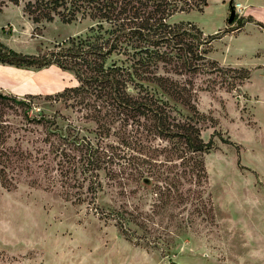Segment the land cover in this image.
I'll return each mask as SVG.
<instances>
[{"label": "rangeland", "instance_id": "obj_1", "mask_svg": "<svg viewBox=\"0 0 264 264\" xmlns=\"http://www.w3.org/2000/svg\"><path fill=\"white\" fill-rule=\"evenodd\" d=\"M19 1L0 13V42L17 53L43 56L92 24L59 18L35 24L24 11L28 0ZM207 1L202 12L179 13L171 21L191 22L206 37L220 34L209 45V59L250 72L246 81L240 79L246 73L231 72L196 81L202 137L213 140L205 155L208 182L180 188V197L159 207H153L159 191L136 183L126 190L136 196L128 202L121 188L107 186L97 199L83 196L80 202L82 190L75 187L68 199L62 183L47 189L45 167H35L21 173L16 188L7 190L0 181V264H264V0H234L245 9L233 25L230 0ZM77 85L71 71L55 65L37 70L0 64V114L15 152L47 157L59 146L78 159L71 140L97 144L87 112L59 97ZM49 128H68V140L49 136ZM117 141L111 138V145ZM121 147L113 151L143 153L139 145L136 151ZM58 175L51 172V178ZM124 209L127 218L139 220L122 223V230Z\"/></svg>", "mask_w": 264, "mask_h": 264}, {"label": "trees", "instance_id": "obj_2", "mask_svg": "<svg viewBox=\"0 0 264 264\" xmlns=\"http://www.w3.org/2000/svg\"><path fill=\"white\" fill-rule=\"evenodd\" d=\"M9 2L20 3L0 0V13ZM207 5V0H28L24 11L35 24L56 18L66 24L85 20L92 24L85 34L43 56L17 53L0 42V64L37 70L55 65L71 71L78 85L66 88L59 97L87 112L96 124L98 142L71 140L81 152L78 159L59 146H53L47 157L21 149L15 152L0 114L2 186L16 188L21 173L45 167L47 189L62 183L68 199L75 187L82 190L78 193L82 202L83 196L97 199L107 186L121 188L128 202L136 196H127V188L134 183L147 187L143 181L149 178L159 191L153 207H159L180 197L179 190L186 185L206 184L205 155L213 140L206 143L202 137L204 116L195 102L196 81L216 72L246 73L241 81L250 75L246 69L223 68L209 59V45L220 34L206 37L191 22L171 21L176 14L202 12ZM111 138L118 140L116 145H111ZM154 141L160 143L155 147ZM134 144L143 153L128 156L113 151H122L121 146L135 150ZM40 161L46 164L38 165ZM53 170L59 172L56 178H51ZM124 211L122 230L126 229L122 223L139 220L127 218L129 212Z\"/></svg>", "mask_w": 264, "mask_h": 264}, {"label": "water", "instance_id": "obj_3", "mask_svg": "<svg viewBox=\"0 0 264 264\" xmlns=\"http://www.w3.org/2000/svg\"><path fill=\"white\" fill-rule=\"evenodd\" d=\"M229 6H230V17L228 19V22L229 24H232L236 17H237V13H236V10H235V5H234V0H230L229 2ZM49 133L50 134H54V135H59V136H63L65 139L68 138L67 136V128H64L63 130H54L52 128H49ZM144 185L147 186V187H152L153 186V181L149 178H146L144 181H143Z\"/></svg>", "mask_w": 264, "mask_h": 264}, {"label": "built area", "instance_id": "obj_4", "mask_svg": "<svg viewBox=\"0 0 264 264\" xmlns=\"http://www.w3.org/2000/svg\"><path fill=\"white\" fill-rule=\"evenodd\" d=\"M244 7L242 4H235V10H236V13H237V16L240 17L244 11Z\"/></svg>", "mask_w": 264, "mask_h": 264}]
</instances>
